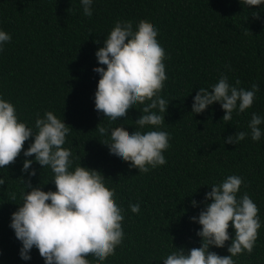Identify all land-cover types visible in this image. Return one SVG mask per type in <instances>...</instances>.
Listing matches in <instances>:
<instances>
[{
    "label": "trees",
    "instance_id": "trees-1",
    "mask_svg": "<svg viewBox=\"0 0 264 264\" xmlns=\"http://www.w3.org/2000/svg\"><path fill=\"white\" fill-rule=\"evenodd\" d=\"M92 15L85 16L79 0H0V29L11 40L0 50V98L11 102L18 120L37 131L35 121L52 111L69 128L62 147L71 152L70 170L82 164L97 172L124 219L122 242L115 252L88 264H163L177 248L199 247L196 235L201 227L190 218L199 214L205 193L228 175L242 177L237 200L245 193L258 207L261 226L252 253L233 257L235 264H264V121L262 136L251 135L236 144L224 138L239 131L250 132L252 113L264 117V4L244 7L240 0H93ZM154 25L163 47L165 73L161 95L169 102L165 120L152 129L169 134L163 150L166 163L149 171L131 168V162L109 155L96 130L138 129L135 120L142 114L139 102L127 119L110 123L94 107L99 74L95 52L115 22ZM106 68V65H99ZM221 74L237 88L259 86L253 104L244 112L233 111L231 120L222 119L219 102L204 112H191L193 97L201 87L211 90ZM240 83L237 85L236 81ZM148 101H145L147 103ZM158 111V110H153ZM32 137L24 142L27 148ZM35 154H33L34 157ZM33 157H28L32 159ZM23 149L14 162L0 169V264H44L33 247L31 259L19 256L20 241L10 228L11 213L22 203L26 191L23 179L33 186L55 190L54 174L34 162L36 175L21 172ZM23 178V179H22ZM30 190V189H27ZM197 201L193 206L191 201ZM139 203L138 212L130 204ZM234 236V229L229 227ZM224 247L210 246L219 255H230ZM177 247V248H176Z\"/></svg>",
    "mask_w": 264,
    "mask_h": 264
},
{
    "label": "clouds",
    "instance_id": "clouds-1",
    "mask_svg": "<svg viewBox=\"0 0 264 264\" xmlns=\"http://www.w3.org/2000/svg\"><path fill=\"white\" fill-rule=\"evenodd\" d=\"M79 3L83 14L90 17L93 0H79ZM240 3L251 7L264 4V0H240ZM157 34L154 25L140 23L134 33L131 24L117 20L103 46L95 52L98 66L93 71L100 78L94 93V107L102 120L113 123L127 119L126 114L136 108L138 102L143 105L142 114L135 120L139 128L131 133L123 128L109 133L100 124L96 128L101 137L110 135L108 141H101L109 155L131 162L129 167L138 168L139 173L149 171V166L165 164L163 150L169 143L166 131L139 130L148 125H161L165 120L161 113L169 106L159 95L167 77L163 63L165 51L158 43ZM9 40L10 33L0 29V50ZM239 83L237 80L236 84ZM258 90L255 83L251 89L237 88L221 74L210 91L203 87L197 90L191 112L202 113L209 105L219 102L224 110L222 119L228 121L234 110L241 113L253 104ZM262 121L264 117L253 112L248 122L250 132L228 135L224 143L236 144L249 134L252 140H260L262 129L258 126ZM66 125L52 111H46L43 117L36 119L37 131L34 132L18 120L14 105L0 98V169L14 162L23 149L22 173H27L28 177L36 175V169L30 167L36 162L43 168L49 167L54 174L51 181L55 190L48 191L22 178L26 191L22 193V203L11 213L9 226L21 243L19 256L25 261L31 259L33 247L44 264H88L89 256L104 261L122 242L124 217L114 199L115 193L106 190L99 172L82 164L70 170L71 152L62 147L69 132ZM30 137L29 146L23 148ZM4 184L5 179L0 176V185ZM241 184L242 177L228 175L219 184L211 185V190L205 193V200L210 202L190 218L201 225L196 232L201 238L200 246L187 250L176 247V251L163 259V264H235L233 257L237 254L252 253L261 222L257 205L246 193L237 200ZM191 203L197 205L194 199ZM129 207L134 213L140 209L139 203ZM230 222L234 236L229 232ZM229 240L230 255L222 256L210 250V246L224 247Z\"/></svg>",
    "mask_w": 264,
    "mask_h": 264
}]
</instances>
